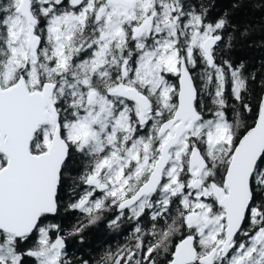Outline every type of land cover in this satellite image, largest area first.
Returning <instances> with one entry per match:
<instances>
[{"label": "snow or ice", "instance_id": "snow-or-ice-1", "mask_svg": "<svg viewBox=\"0 0 264 264\" xmlns=\"http://www.w3.org/2000/svg\"><path fill=\"white\" fill-rule=\"evenodd\" d=\"M253 30L198 0H0V264H264V63L221 55ZM111 213L126 242L74 254Z\"/></svg>", "mask_w": 264, "mask_h": 264}, {"label": "trees", "instance_id": "trees-1", "mask_svg": "<svg viewBox=\"0 0 264 264\" xmlns=\"http://www.w3.org/2000/svg\"><path fill=\"white\" fill-rule=\"evenodd\" d=\"M209 8V15L215 19L228 13L233 25L236 26V35L239 37L249 26L254 30L245 38H238L234 42L231 50L221 55L233 62L243 61L249 70L260 67L264 63V9L259 7L264 0H241L239 7H233L236 0H198ZM115 213L108 214L106 219L97 225L90 226L84 235V242L78 239L70 241V250L84 258H95L108 247L115 248L124 244L130 235L133 223L125 222L118 228L109 227L108 221L114 217ZM78 218H82L79 213L69 212L66 214L64 223L67 226L75 223Z\"/></svg>", "mask_w": 264, "mask_h": 264}]
</instances>
